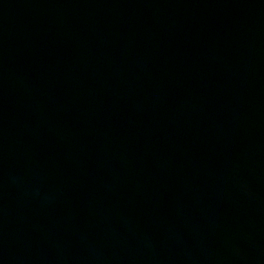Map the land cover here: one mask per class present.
<instances>
[{
  "label": "water",
  "instance_id": "95a60500",
  "mask_svg": "<svg viewBox=\"0 0 264 264\" xmlns=\"http://www.w3.org/2000/svg\"><path fill=\"white\" fill-rule=\"evenodd\" d=\"M0 264H264V0H0Z\"/></svg>",
  "mask_w": 264,
  "mask_h": 264
}]
</instances>
